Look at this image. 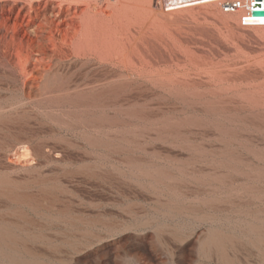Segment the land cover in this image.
Returning <instances> with one entry per match:
<instances>
[{"label": "rangeland", "instance_id": "obj_1", "mask_svg": "<svg viewBox=\"0 0 264 264\" xmlns=\"http://www.w3.org/2000/svg\"><path fill=\"white\" fill-rule=\"evenodd\" d=\"M53 1L0 0V72H18V61L37 74L55 68L72 17ZM217 5L158 26L173 38L143 58L150 63L138 61V87L73 95L18 83L0 92V106L13 111L8 137L0 131V164L15 179L39 177L43 188L37 229L28 223L20 235L23 256L41 264H264V27L241 26ZM22 147L30 155L17 159ZM215 225L229 232L227 263L200 249Z\"/></svg>", "mask_w": 264, "mask_h": 264}, {"label": "bare ground", "instance_id": "obj_2", "mask_svg": "<svg viewBox=\"0 0 264 264\" xmlns=\"http://www.w3.org/2000/svg\"><path fill=\"white\" fill-rule=\"evenodd\" d=\"M54 1L57 2V5H58L57 7H58V9L60 8V11H65V14L67 13L68 16L70 15L72 17V18L70 17L72 22H69L68 24H66V25H68V28H70L69 24L71 23L72 29L71 28L70 29L67 28V30L69 31V36L67 35V37L63 38L62 37L63 34H62L61 37H62L63 40L60 37V39H61L60 41L62 43H60L59 40H58V42L60 44H58V46H57L56 60H55V63L53 64V65H55L54 66L55 68L54 69H49L52 65L50 67L48 65L47 66L48 69L46 68L44 73L41 74V72H40V74L39 73L37 74V72L34 73L32 71H27L28 69L26 70V68L24 67V64L22 63L23 61L22 62L18 61V64H16V65H18L17 67L19 68V70H17L18 72H16V73L8 72V71L0 72V92L1 91H7V90L11 89L10 88L11 85L15 86L18 83H20V85L18 86L19 88H20V86L24 87V88L26 86H28V88L30 87V88H33V89H35L37 91H39L38 89H40V87H43L45 85L50 87L49 89H51V86L53 85L52 87L54 89H57L58 91H63V92L64 91H66V92H70L71 91V93L74 92L75 94H78V93L80 94V93H83V92H85V93L87 92V93L90 94V93L96 92V93H98V95H99V93H102L104 91H106L107 94H108V91H115V90H120V89H129V88H133V87H138L139 85H142V82H140V78L142 77V72H141L142 70H138L137 69V63L139 64L138 61L139 60L141 61L143 58H145V56L147 57L148 54H150L152 52L154 53V51L157 50V46L159 47L160 44L167 45V43L170 41L169 39L173 38L171 34L165 33L164 32L165 30L163 31V27H162V30H161V26H160V28L158 26L161 25V23H163L166 20V18L171 16V14L174 15V13L182 12L183 16H184V14H186L185 12L188 11L189 13L186 14V15L188 16V18L191 19V18H194V16L193 17L192 16L189 17V14H191V11L194 10L196 7L203 6V7H207L208 8V6L212 7V6H215L217 4L220 6L221 3L223 2V0H54ZM24 2H25V0H24ZM243 2L245 3V5H248L249 7L256 6L255 0H243ZM22 4H23V2H22ZM219 6L217 8H219V10L221 11ZM259 6H262V4L260 3ZM203 7L201 9L199 8L200 12L203 9ZM212 9H215V8H212ZM209 10H211V8ZM195 11H197V10L195 9L194 12ZM205 11H207V10H205ZM205 11H204V14H205ZM197 12H195V13L197 14ZM207 12L210 13V11H207ZM202 13H201V15L203 17ZM209 13H208V16H209ZM219 13H221V12H219ZM219 13H218V15H219ZM225 14H227V13H225ZM229 14L230 15L231 14H233V15L237 14L238 17L240 15L239 12L238 13H229ZM191 15H193V14H191ZM201 15H199V16H201ZM178 16H179V14H178ZM180 16H182V15H180ZM215 16H217V15H215ZM204 17H205V15H204ZM212 17L215 18L214 15ZM172 18H173V16H172ZM172 18H170V19H172ZM184 18L187 19L186 16H184L183 19ZM222 18H223V16H222ZM175 19L177 21V19H178L177 16L175 17ZM226 19H227V17H226ZM195 20L197 21V19H195ZM219 21H220V19H219ZM171 22L174 23L173 19L171 20ZM179 22H180V19H179ZM220 22H223V21H220ZM180 23H182V21ZM180 23H179V25H183V23L182 24H180ZM191 23H192V21H191ZM251 23H255V24H253L251 26H254V27H257V28L264 27V20L262 18L260 20L252 21ZM164 24H165V22H164ZM222 24L225 25L227 23H222ZM174 25H175V23H174ZM179 25H177L176 27H178ZM168 27H170V26H168ZM179 27L181 28V26H179ZM179 27L177 29H179ZM199 27L200 26H197V28H199ZM191 28H194V27H191ZM10 29H11V26H10ZM70 30H71V32H70ZM166 30L168 31V28ZM179 30H181V29H179ZM68 31L67 32L65 31V33L68 34ZM180 32H179V34H180ZM185 32L186 31L183 30V33H185ZM198 33H199V31L197 32V34ZM176 34H178V31H177ZM181 34H182V32H181ZM183 36H185V34H183ZM202 36H201V39H200L201 41H202ZM185 37H187V39H188L187 34H186ZM40 38H42V37H40ZM40 38H39V40H40ZM180 38H182V35H181ZM180 38H178V39H180ZM195 40H196V38H195ZM36 41H37V39H36ZM185 41H186V39L184 38V43H185ZM178 43H179V41H178ZM202 43H204V42H202ZM194 44H196V43H194ZM174 45H175V43H174ZM188 45H190V44H188ZM191 45H193V44H191ZM168 47L171 48V45L170 46L168 45ZM176 47H178V44H177ZM176 47H174L173 50H175ZM172 48H171V50H172ZM179 48H180V46H179ZM179 48L178 49L176 48L177 49L176 52L179 51ZM182 49H185V48L181 47L180 50H182ZM14 50H15V48H14ZM186 50H188V48ZM167 51L168 50L166 49V54L172 53V52H169V51L167 53ZM182 52H184V51H182ZM178 54H180V53H178ZM189 54H190V51H189ZM13 55H16V54H13ZM192 55H194V54L192 53ZM195 55H196V53H195ZM53 56H54V54H53ZM150 56H152V55H150ZM172 56H173V53H172ZM6 57H8V56H6ZM16 57H17V55H16ZM16 57L14 59H16ZM163 57L164 56H162V58H160V59H163ZM166 57H165V59H167ZM170 58H172V57H170ZM195 58L197 60L196 56H195ZM195 58L192 60L193 62H195L194 61ZM53 59H54V57H53ZM39 60L40 59H38V61ZM156 60L157 59H155L154 62H156ZM14 61L17 62V59L14 60ZM142 61L145 62L146 64H147V62H149V61H147V59L145 61L143 59ZM163 61H164V59H163ZM145 63H144V65L146 66ZM181 64H183V63H181ZM184 65H185V63H184ZM150 66H152V65H150ZM181 66L183 67V65H181ZM151 71H149V72L152 73ZM146 72H148V71H146ZM149 72H148V74L150 75ZM204 72H205V70H204ZM188 73H189V76H190V72H188ZM191 73H192V71H191ZM206 73H205V75H206ZM175 74L178 75L177 73H175ZM212 74H215V73L212 72ZM249 74H252V73H249ZM209 75H211L210 72H209ZM244 75H245V73H243V77H244ZM150 77L151 76L147 77V75H146V80H148L147 78H149L148 81L153 80ZM195 77H198L197 72H196V76ZM164 78H165V76H164ZM166 78H167V76H166ZM171 78H169V79H171ZM186 78L187 77H185V80H186ZM189 78L192 79L191 76ZM160 79H161V77H160ZM163 79H161V80L163 81ZM164 82H165V80H164ZM190 82L193 84L192 81H190ZM153 83H155V82H153ZM156 83H157V81H156ZM177 83H179V81ZM181 86H182V83H181ZM166 87L168 88V86H166ZM13 88H12V90H13ZM26 92L27 91H25V93L23 92L24 96L26 95ZM71 93H69V94H71ZM74 93H72V94L74 95ZM194 93H196V92H194ZM212 94H214V92ZM110 95H111V93H110ZM18 96L20 97V95H18ZM36 96H37V94H36ZM228 97L229 96H227V98ZM13 98H16V99H12V100H17V97H13ZM20 98H18L19 99L18 102L21 104L22 100L20 101ZM32 98H34V95L31 96V99ZM36 99L37 98H35V100ZM220 99H222V98H220ZM34 101H32V102H34ZM250 101H251V99H250ZM196 102H198V101H196ZM19 103H16V104H18V106H23L24 105V104L23 105H19ZM22 103H24V101H22ZM5 104H6V102H5ZM7 104H8V102H7ZM14 104H15V102H14ZM16 104H15V106H16ZM222 104H224V103H222ZM222 104L220 105V107H222ZM246 104H247V102H246ZM5 107L0 106V131H2L3 134H6L9 131V129H8L9 126L7 124V126H8L7 127L6 123H7L8 117H11L10 113L13 112L12 110H11V112H9V110H7V108L4 109ZM7 107H9V105ZM13 108H11V109H13ZM22 110H21V113H22ZM19 111L16 110V112H19ZM13 119L14 118H12V120H11V118H10L11 121H13ZM11 126L12 125H10V127ZM23 129L25 131V128H23ZM3 134H2V136L0 135L2 138H3ZM6 135L8 137V133ZM14 140L16 141V139H14ZM2 141H4V140H2ZM5 143L6 142H4V144ZM1 146H3V145L1 144ZM8 146L9 145H7V147ZM13 154L16 156L17 159H20V158H24V157L29 156L30 155V151H29L28 148L22 147V150L15 151ZM39 155H40V153H39ZM3 161H4V159H3ZM5 166L6 165L0 164V261L1 262L3 261L5 263H7V264H41V263L38 262L39 260H37L35 258L37 256H35L34 254H32V255H34L35 257L34 256H30V257L23 256L21 251H22V249L25 250V248H24L25 246H23V244H24L23 243V238H21L22 236H20L21 234L23 235V233L25 234L26 231L28 230L26 224H28V223H32L33 224L34 223V219L37 220L38 213L43 208V207L41 208V205H43L42 204V200H43L42 199L43 198L42 197V190H43V188H41L42 186L40 184V180L37 179L39 177L35 178L31 183L26 182L27 180L26 181L21 180L22 178L21 179H19V178L15 179V178H17L16 175H15V178L11 177V175L9 174L8 169H7L8 167L6 168ZM26 173H27V175H29L28 174L29 172H26ZM11 174H12V171H11ZM22 175H24V174H22ZM99 175H101V174H99ZM49 179H51V177ZM104 180L105 179H103V181ZM106 184H108V182ZM43 194H44V192H43ZM52 194H53V192H52ZM49 195L47 197H49ZM51 201H53V200H51ZM219 201H221V199ZM228 202L230 203V201H227V203ZM217 203H218V201H217ZM221 203H223V200H222ZM224 203L223 204L226 207L228 204L225 201H224ZM219 206H220V204H219ZM229 206H231V205H229ZM214 208H216V207H214ZM218 209H222V208H218ZM228 209L230 210L229 207H226L225 211L228 210ZM41 211H43V210H41ZM226 213H228V212H226ZM39 215H40V213H39ZM41 215H42V213H41ZM226 218H227V216H226ZM226 222H228V221H226ZM32 224H31V226L35 227V223H34V225H32ZM112 225H114V224H112ZM218 226H219V224H218ZM218 226L217 225L210 226L209 229L206 231V233L204 235L201 234L203 237L200 239L199 245H200V249L203 251L204 254H206V255L211 257L210 253H212V252L216 253L217 254V258L219 257V258H221V260H223L224 262L227 263L229 258L227 256L226 250H227V247H228L229 243L231 242V240L229 239V236H228L229 232L227 234V232L223 231ZM35 228L37 229V227H35ZM106 228H108V227H106ZM166 228H168V227H166ZM173 229L174 228H172V230ZM31 231L32 230H30L29 232L31 233ZM29 232H27V233H29ZM165 232H167V230ZM169 232H170V230H169ZM173 233H176V232H173ZM168 236H167V240H168ZM35 237L37 238L36 235H35ZM172 238H173V236H172ZM32 239H34V236H33ZM174 239H176V238H174ZM165 240H166V238H165ZM176 241H178V240H176ZM179 242L181 243L182 241H179ZM176 247H178V246H176ZM174 249H173V251H174ZM179 249H180V247H179ZM27 251H29V250H27ZM34 252H36V251H34ZM179 252H180V250H179ZM153 253H154V251H153ZM25 255H26V253H25ZM36 255H38V254H36ZM178 262H180V261H178ZM1 264H3V263H1Z\"/></svg>", "mask_w": 264, "mask_h": 264}, {"label": "built area", "instance_id": "obj_3", "mask_svg": "<svg viewBox=\"0 0 264 264\" xmlns=\"http://www.w3.org/2000/svg\"><path fill=\"white\" fill-rule=\"evenodd\" d=\"M256 6L249 7L248 5H245L243 0H223V2L220 5V8L225 13H240L238 17L239 24L241 26H251L255 23H251L255 20H260L261 18L264 20L263 15H254V10H262L263 5L259 6V4H262V1H257ZM257 24V23H256Z\"/></svg>", "mask_w": 264, "mask_h": 264}, {"label": "water", "instance_id": "obj_4", "mask_svg": "<svg viewBox=\"0 0 264 264\" xmlns=\"http://www.w3.org/2000/svg\"><path fill=\"white\" fill-rule=\"evenodd\" d=\"M257 1H262L263 9L262 10H254L253 14L254 15H263L264 16V0H257Z\"/></svg>", "mask_w": 264, "mask_h": 264}]
</instances>
